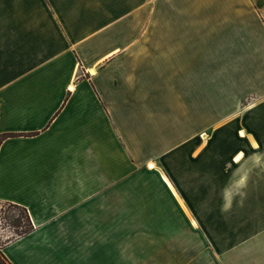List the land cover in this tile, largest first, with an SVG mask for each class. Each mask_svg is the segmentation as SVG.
<instances>
[{"label": "crops", "instance_id": "obj_1", "mask_svg": "<svg viewBox=\"0 0 264 264\" xmlns=\"http://www.w3.org/2000/svg\"><path fill=\"white\" fill-rule=\"evenodd\" d=\"M247 192L264 0H0V201L33 226L9 264H264L258 234L198 246Z\"/></svg>", "mask_w": 264, "mask_h": 264}, {"label": "rangeland", "instance_id": "obj_2", "mask_svg": "<svg viewBox=\"0 0 264 264\" xmlns=\"http://www.w3.org/2000/svg\"><path fill=\"white\" fill-rule=\"evenodd\" d=\"M241 154H236L235 160L239 159ZM253 193H246V205L245 206H231L229 222L224 223V233L222 232V223H214V234H199V247L211 246V243H221V239L217 236L220 234H258L257 236H263L261 242L264 246V204L261 206H255L253 204ZM264 196V192L262 193ZM264 198V197H263ZM264 203V201H262ZM220 218V217H219ZM15 219L20 220V225L25 227L27 220L25 214L20 207L12 206L7 202L0 201V248L9 239L15 237L17 233L22 229L21 226H16ZM212 236L211 238H207ZM234 241H236L234 239ZM201 252V253H200ZM200 251L195 256V262L197 264H221L222 255H211ZM264 258V256H259ZM229 262H237L239 257L236 254L228 256ZM213 259V260H212ZM211 262V263H208ZM0 264H9L3 257L0 251Z\"/></svg>", "mask_w": 264, "mask_h": 264}, {"label": "trees", "instance_id": "obj_3", "mask_svg": "<svg viewBox=\"0 0 264 264\" xmlns=\"http://www.w3.org/2000/svg\"><path fill=\"white\" fill-rule=\"evenodd\" d=\"M7 203L10 204V205H12V206L20 207L21 210L23 211V213L25 214V217H26V220H27V225H26L25 227H22V226L20 225V220H19V219H15V221H14L15 225H16V226H21V228H22V229L17 233V235H16L15 237H18V236H20V235H23V234H25V233L31 231V230L33 229V226H32V223H31V221H30V218H29V216H28V213H27L26 209L23 208V207H21V206H19V205H17V204H14V203H9V202H7ZM15 237H13V238L7 240L6 242H8V241L14 239ZM6 242H5V243H6Z\"/></svg>", "mask_w": 264, "mask_h": 264}]
</instances>
